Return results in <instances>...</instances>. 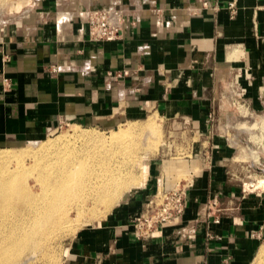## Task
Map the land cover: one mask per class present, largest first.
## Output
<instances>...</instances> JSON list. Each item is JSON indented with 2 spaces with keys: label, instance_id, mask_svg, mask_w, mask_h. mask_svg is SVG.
<instances>
[{
  "label": "crops",
  "instance_id": "1",
  "mask_svg": "<svg viewBox=\"0 0 264 264\" xmlns=\"http://www.w3.org/2000/svg\"><path fill=\"white\" fill-rule=\"evenodd\" d=\"M110 8L124 10L120 37L91 40L88 12ZM28 12L0 33V143L146 115L181 142L175 165L155 159L139 191L77 234L65 264H251L264 238V190L237 181L241 140L220 111L232 77L259 108L264 0H37ZM178 172L187 177L183 214L142 237L134 220Z\"/></svg>",
  "mask_w": 264,
  "mask_h": 264
},
{
  "label": "bare ground",
  "instance_id": "2",
  "mask_svg": "<svg viewBox=\"0 0 264 264\" xmlns=\"http://www.w3.org/2000/svg\"><path fill=\"white\" fill-rule=\"evenodd\" d=\"M155 126L149 120L140 131ZM118 131L98 135L76 133L74 128L76 134L69 139L60 137L19 152L0 151V264H31L42 258L55 264L59 238L75 233L84 220L103 217L123 191L143 186L145 181L133 172L139 164L135 162L139 140L128 141L138 130L129 126ZM26 159H31V166ZM72 210L74 218L69 215ZM257 253L256 264H264V245Z\"/></svg>",
  "mask_w": 264,
  "mask_h": 264
},
{
  "label": "rangeland",
  "instance_id": "3",
  "mask_svg": "<svg viewBox=\"0 0 264 264\" xmlns=\"http://www.w3.org/2000/svg\"><path fill=\"white\" fill-rule=\"evenodd\" d=\"M32 3H33L32 0H0V33L5 32L6 27L8 28L14 22L20 21L23 15H27L29 13L28 11L32 9L33 6ZM238 84L239 83L237 79L235 77L234 78L232 77L231 81L229 82V86H227L228 92L223 94L224 98L222 99V101H223V106L225 108L220 111L222 117L224 115H228L231 121L228 127L229 134H238L240 136L239 140H241L238 145L239 146L238 152L234 156L235 162L233 163L234 165L233 168H236V166L237 168H239V170L236 171L235 176L237 181H239L240 185L242 186V188L245 187L246 191L252 189L251 186L257 189L264 190L263 187L264 185L261 184V181H264V94H262L259 97V103H260L259 108L257 110L252 109L246 103L243 95L242 96L237 95L238 92L236 90ZM152 116L155 115H146L138 120L123 122L116 125L113 128H88V127H81L72 124H66L51 131L48 135L37 141L0 143V151L19 152L26 149L39 148L42 145L53 142L54 139H55L54 141L59 140L60 137L64 139L72 138L73 134L75 132L77 133V131L82 132L83 130H85V132H91L98 135H104V134L108 135L111 132L112 133L116 131L119 132L118 129L120 130V128L121 130H124L129 126L130 127L133 126L138 131L134 135L130 136L128 138V141L130 143H136L137 140H139L138 142H140V143L137 142V144L140 145V149L137 150L135 154V158H136L135 162L136 163L138 162L139 164L135 163L136 168L133 170V172L135 171L134 173L138 177V180L141 181L143 179L145 181L143 184L144 186L149 181V177L151 175L150 167L152 164L155 163L153 162L155 159L158 160L160 165L168 169V167L171 168L173 165H175L176 161L178 160L175 159L176 157L175 155L182 153L181 150L176 149L178 147V144H180L181 142H179V140L176 137H173L174 134L168 135V132H170L171 129L169 130V128L162 119H160L157 116L156 117H152ZM149 120L155 121V125H156L155 129L154 130L144 129V131H140L141 128H144L146 126V123ZM246 121L248 122L252 121L250 122L251 125L247 124ZM126 124H128L129 126ZM246 125H248V127ZM74 128H75V132H72V129L74 130ZM240 128L242 131H238L240 130ZM242 128H245L246 130ZM78 129L81 131H79ZM141 134L145 136V140L147 141V143H145L146 141H144V136L142 142L140 138V136L142 137ZM61 135L64 137H62ZM65 135L67 137H65ZM137 137L139 139H137ZM45 141L46 143H44ZM143 143L144 145H142ZM143 154L145 156H143ZM138 159L140 160L142 159V160L138 161ZM26 164L31 166V159H26ZM138 167L139 168L141 167L140 170ZM233 171H235V169H233ZM142 173H144L143 175H145L146 177L141 175ZM171 180L173 184L184 185L187 181V177L186 175H184V173L178 172L177 175L171 178ZM142 187H139L136 190H132V191L130 190L123 191L121 193V196L119 194V196L111 205L109 210L106 211L107 213L104 212L102 214L103 217L101 216V217H97L96 219L91 218L86 221L84 220L83 224L77 227L75 233L59 238L57 240L56 251L54 250L56 257L55 264L66 263L67 257L69 256L68 248L72 245V242L74 241L75 237L81 230L97 225L103 219L108 217V215H110L114 211V209L117 208V206L125 202L126 199H128L135 192L139 191ZM69 215L71 216V218H74L75 217L74 211L72 210V212ZM261 245H264V238L262 239L260 246ZM45 246L46 245L39 248L37 252L38 255L41 254ZM24 255L27 256V253H25ZM24 260L25 259H23V261ZM257 260H258V253L255 255L251 264H256ZM50 261L51 260H44L42 258L39 262H33L31 264H48Z\"/></svg>",
  "mask_w": 264,
  "mask_h": 264
},
{
  "label": "built area",
  "instance_id": "4",
  "mask_svg": "<svg viewBox=\"0 0 264 264\" xmlns=\"http://www.w3.org/2000/svg\"><path fill=\"white\" fill-rule=\"evenodd\" d=\"M36 1L32 0L33 6ZM229 8L234 9V2L229 4ZM124 15L121 8L90 10L87 14L89 38L93 41L117 40L124 25ZM237 92V95L242 96V92ZM185 184H175L148 198L142 213L134 220V227L142 237H151L156 230L183 214Z\"/></svg>",
  "mask_w": 264,
  "mask_h": 264
}]
</instances>
